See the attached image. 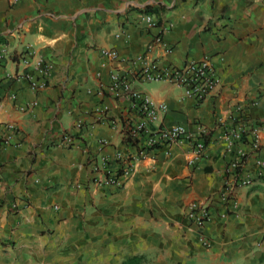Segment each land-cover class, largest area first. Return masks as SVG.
Wrapping results in <instances>:
<instances>
[{
  "label": "crops",
  "instance_id": "0c3cea01",
  "mask_svg": "<svg viewBox=\"0 0 264 264\" xmlns=\"http://www.w3.org/2000/svg\"><path fill=\"white\" fill-rule=\"evenodd\" d=\"M146 5L154 11H141ZM145 13L171 24L162 32L169 52L159 44L147 49L160 31L147 27ZM0 38L8 49L0 64V123L20 130L0 151V264H264V181L235 190L239 214L222 219L216 209L224 171L241 148H227L221 137L228 112L239 108L238 116L264 123V0H0ZM27 46L53 65L42 91L18 76ZM204 55L213 57L220 84L201 103L172 83L134 79L167 105L162 124L209 129L203 157L190 165V148L171 143L139 157L119 188L94 184L92 161L135 150L113 127L129 103L105 90L111 74L138 70L132 57L165 67ZM64 133H77L74 146L58 144ZM259 138L264 147V128ZM243 149L252 173L255 153ZM192 199L214 207L200 231L209 247L186 217Z\"/></svg>",
  "mask_w": 264,
  "mask_h": 264
},
{
  "label": "built area",
  "instance_id": "2783aa9c",
  "mask_svg": "<svg viewBox=\"0 0 264 264\" xmlns=\"http://www.w3.org/2000/svg\"><path fill=\"white\" fill-rule=\"evenodd\" d=\"M17 3L20 0H8ZM147 27H159V34L153 36L147 44L150 50L159 44L164 47L165 52L171 49L163 40L162 32L168 30L171 24L160 26L159 21L153 15L145 13L142 16ZM117 37L119 34L116 35ZM100 53L110 59H119L116 50L112 48H101ZM8 54L5 45L0 46V64ZM18 62L24 67L18 76L27 81L31 91L37 92L46 89L51 76L53 65L50 61L35 57L34 50L27 46L25 51L18 55ZM131 63L140 62L142 65L138 70L119 74L114 72L110 76V83L105 90L116 98L128 100L129 112L121 117L119 121L113 122V127L120 130L121 137L126 145L135 147L131 151H117L111 157L101 156L98 161H92L90 169L92 182L103 188H119L122 185L123 176L127 174L139 157L145 156L149 151L161 146L177 143L187 145L190 148L188 163L194 165L204 155L206 145L210 138V131L203 125L189 128L183 124L164 125L161 117L168 111L163 102L153 100L145 91L134 85V79L141 81H165L172 83L182 90L183 98L193 99L201 103L216 94L220 79L217 75L213 57L204 55L200 59H186L180 64H168L161 67L153 62L144 60L141 56L128 58ZM133 74V75H132ZM12 100L16 94L10 95ZM36 105V101L25 103L18 107L23 111L30 106ZM239 108H234L227 114V122L223 126L221 134L227 148L238 143L236 155L232 158L225 169L228 177L224 186L218 191L217 210L220 218L225 219L230 214H239V203L233 196L238 188L252 185L256 180L264 181V147L260 142L259 133L264 128V123L258 120H248L238 116ZM229 125H233L230 126ZM82 121L75 123L76 131L82 128ZM19 128L15 123H0V151L12 143L19 135ZM77 133H64L57 142L61 146H74L78 140ZM100 145L108 141L105 138L98 140ZM249 146L255 153L254 170L249 173L244 168L243 158L246 152L243 146ZM1 178V174H0ZM1 180V179H0ZM10 203L11 209L15 206ZM54 208H58L54 206ZM213 209L209 199H192L186 210V217L199 230V242L204 247H209L208 239L200 233L204 225L213 217Z\"/></svg>",
  "mask_w": 264,
  "mask_h": 264
},
{
  "label": "trees",
  "instance_id": "16d2710c",
  "mask_svg": "<svg viewBox=\"0 0 264 264\" xmlns=\"http://www.w3.org/2000/svg\"><path fill=\"white\" fill-rule=\"evenodd\" d=\"M143 12H153L154 8L151 7V5H146L145 7L140 9ZM0 42H3V40L0 38ZM14 58V56H13Z\"/></svg>",
  "mask_w": 264,
  "mask_h": 264
}]
</instances>
